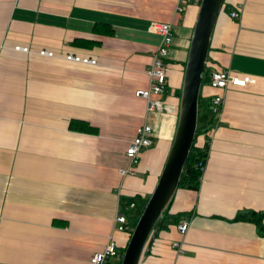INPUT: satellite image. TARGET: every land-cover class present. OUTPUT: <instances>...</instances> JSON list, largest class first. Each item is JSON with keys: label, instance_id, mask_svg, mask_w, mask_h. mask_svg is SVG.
Returning <instances> with one entry per match:
<instances>
[{"label": "crops", "instance_id": "1", "mask_svg": "<svg viewBox=\"0 0 264 264\" xmlns=\"http://www.w3.org/2000/svg\"><path fill=\"white\" fill-rule=\"evenodd\" d=\"M179 4L0 0V264H93L112 235L119 244L116 264L121 261L130 233L114 231L117 214L126 213L129 229L135 226L178 130L200 9L198 0L181 12ZM239 6L242 15L233 20ZM96 22L109 23L115 33H93ZM157 22L172 23L174 39L161 97L167 108L150 111L136 90L149 85ZM66 52L98 62L67 60ZM220 69L257 81L223 91L210 85ZM221 92L226 100L218 121L210 103ZM200 96V123L214 119L208 138L198 137V144L210 143L200 188L178 187L162 220L166 226L161 221L148 239L139 264H264V236L254 223L234 219L240 211H264V0H225ZM75 118L99 131L73 130ZM146 123L154 129L153 143L135 173L122 175L126 149ZM132 201L136 206L127 209ZM183 219L190 221L186 234L178 227Z\"/></svg>", "mask_w": 264, "mask_h": 264}, {"label": "water", "instance_id": "2", "mask_svg": "<svg viewBox=\"0 0 264 264\" xmlns=\"http://www.w3.org/2000/svg\"><path fill=\"white\" fill-rule=\"evenodd\" d=\"M225 0H201L185 72L177 134L158 184L146 203L126 247L122 264H139L146 243L179 187L193 148L204 73L212 35Z\"/></svg>", "mask_w": 264, "mask_h": 264}, {"label": "built area", "instance_id": "3", "mask_svg": "<svg viewBox=\"0 0 264 264\" xmlns=\"http://www.w3.org/2000/svg\"><path fill=\"white\" fill-rule=\"evenodd\" d=\"M194 0H180L178 10L181 12L184 10L185 5L193 2ZM242 15V6H239L230 13L233 20L240 19ZM154 31L160 38V42L156 52L153 55L152 61L147 68V74L149 76V85L145 88H139L136 90L138 97L144 98L148 104V110L150 111H163L167 108L166 103L161 99L162 95L168 88V74L170 70V64L167 62V58L170 53L171 46L174 39V28L170 22H157L154 25ZM15 49L29 52V46L16 45ZM40 54L54 55L53 51L48 49H41ZM65 58L67 60L97 64V59L91 56H83L74 52H66ZM256 77L253 75H237L229 69H220L212 72L210 85L214 88L221 90H227L231 85L245 86L249 83H255ZM225 94L223 92L217 93L212 97L210 103V109L215 117L220 120L225 104ZM154 140V129L149 123L141 125L137 134L126 149V154L129 158V163L126 168L121 169L122 175L133 174L136 171V167L140 162L141 153L146 148L152 145ZM206 168V164L203 165V172ZM203 178V177H202ZM136 203L131 202L126 208L135 207ZM182 234H186L190 221L187 219L181 220L178 225ZM133 231L129 229V219L126 213L118 212L116 217V226L114 231ZM174 248L182 247V244L178 241L173 243ZM119 244L117 239L112 235L103 251L95 253L91 261L93 264H116V259H120Z\"/></svg>", "mask_w": 264, "mask_h": 264}, {"label": "trees", "instance_id": "4", "mask_svg": "<svg viewBox=\"0 0 264 264\" xmlns=\"http://www.w3.org/2000/svg\"><path fill=\"white\" fill-rule=\"evenodd\" d=\"M198 2L200 3L201 0H198ZM93 33L110 35V34L115 33V29L109 23L96 22V24L93 26ZM88 42L91 45V44L97 43L98 41L94 39H88ZM199 112L201 113V96H200ZM200 113H199V116H200ZM213 126H214V119L213 120L211 119L210 121L204 124H201L199 121L196 139H195L193 148L191 150L190 156L188 158V161L184 167V171H183V175L180 180L179 187H186V188H191V189L200 188L203 173H204L203 165L207 163L209 153H210V143L207 142L206 140L203 144H198V137L200 135H204L207 139ZM70 127L73 130L80 131V132H86V133H97L99 131L98 127L93 125L91 122L84 120V119H78V118L71 120ZM168 206L165 208L162 216L156 223L151 235L155 232L157 227L160 226L161 221L164 220L169 215ZM139 217L137 219H139ZM173 218H176V217L173 216ZM234 219L236 221L241 220V221H249V222L254 223L258 229L259 234L264 236V211H255V210L240 211L237 213ZM137 221L138 220H136L135 225ZM165 226L166 225H164L162 221V227H165ZM130 232L132 233V230ZM131 233H130V236H131ZM123 256H124V253H123ZM118 264H122V261H120Z\"/></svg>", "mask_w": 264, "mask_h": 264}, {"label": "rangeland", "instance_id": "5", "mask_svg": "<svg viewBox=\"0 0 264 264\" xmlns=\"http://www.w3.org/2000/svg\"><path fill=\"white\" fill-rule=\"evenodd\" d=\"M205 79L207 80V76H206V75H205ZM204 110H206V109H204ZM202 118H203V116H202ZM202 118H201V119H202ZM141 212H142V211H141ZM140 214H141V213H140ZM140 214H139V216H140ZM139 216H138V217H139ZM137 220H138V219H137Z\"/></svg>", "mask_w": 264, "mask_h": 264}]
</instances>
